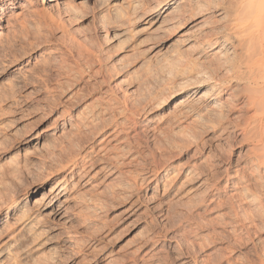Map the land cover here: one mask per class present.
<instances>
[{"label": "clouds", "instance_id": "9594fccd", "mask_svg": "<svg viewBox=\"0 0 264 264\" xmlns=\"http://www.w3.org/2000/svg\"><path fill=\"white\" fill-rule=\"evenodd\" d=\"M50 3L58 10L28 0L23 19L0 35L12 60L42 49L36 65L0 81V264H97L126 234L108 239L127 219L109 214L126 204L143 227L104 264H264V0H172L155 30L137 25L169 0ZM82 20L87 32L74 27ZM78 33L95 53L77 58L85 74L97 58L131 53L117 66L125 84L103 92L62 137L25 149L27 95L60 80L41 118L71 113L65 94L76 73L66 65L77 67L69 50ZM189 149L199 158L188 179L173 189L180 169L148 195L150 180Z\"/></svg>", "mask_w": 264, "mask_h": 264}, {"label": "rangeland", "instance_id": "374dc122", "mask_svg": "<svg viewBox=\"0 0 264 264\" xmlns=\"http://www.w3.org/2000/svg\"><path fill=\"white\" fill-rule=\"evenodd\" d=\"M20 3L22 6L19 9H15L12 12L10 10H6V12L12 15L9 21H7L8 23H4V26L6 24L10 26V28L8 27V33L12 32L14 25L22 20L27 12V2L21 1ZM40 3L41 11H50L53 7L57 10L59 8L58 3H50L47 9L44 7L45 0H40ZM174 6L175 3H172V0H169L168 4L161 6L159 9L146 16L145 19L137 25V29L149 28L150 30H154L159 26L165 14L171 12ZM0 7H3V5H0ZM167 19L168 18H165L164 21H167ZM154 21H159V23H157L154 27H151L153 26L152 23ZM165 23L166 22L162 24L165 25ZM74 27L80 29L82 32H87L90 25L88 21L82 20L80 24L75 25ZM183 30L184 29H182V31ZM109 35L112 36L115 35V33H110ZM80 39H82V36L78 33L75 44L71 45L69 50V57L77 67L73 68L72 64L66 65L67 73H76V76L71 78V84L68 85L70 90L65 94V100L71 97L74 101L71 113L68 116H64L63 110H59L53 115L48 116L46 119L41 118L45 111V107H52L57 103L56 89L64 87L63 82L60 80H56L53 87L45 85L42 91L38 89V94L35 95L34 99L31 94L27 95L26 101L28 104L32 105V107L29 109L27 119L22 120L20 125H18L24 133V139L21 141V146L25 149H27L30 145L32 150H35L37 147H43L49 138L62 137L66 130L65 125L67 124L68 128H71L73 126L72 120H80L86 114L89 107L93 106L94 102L97 101L103 92L119 90L125 84L127 78L123 72L117 71V66L126 62L127 58L131 56V53L127 49L122 52H116V55L112 56L111 60H108L107 63L103 62L102 57L97 58L95 69L91 71L90 75L85 74V72L80 71L82 65L80 60L77 58L95 56V53L81 44ZM138 39H142V37H138ZM170 39L171 37H169V40ZM167 42V40L161 41V43ZM117 44H119V41L114 40L113 45H109V47L112 48ZM41 52V48H35L23 57L15 60L11 59L13 55L12 53L0 52V56L8 57L3 64H0V67L3 68L2 73H0V81L6 82V80L11 76L20 72H25L29 67L36 65L37 62L42 59L40 55ZM83 67H87V65H83ZM29 92L31 93V89H29ZM163 110L164 109H160V111ZM57 117L62 118L58 120ZM25 124L28 126L27 129L24 128ZM110 131L111 129H108L106 132L101 133V135L93 142L94 145H99L100 140H102ZM95 150L99 151V147H96ZM198 158L199 154L196 150L189 149L184 154L172 160L170 164L162 168L156 174L154 180H150L146 189L147 194L151 195L152 192L156 190L157 185L163 189L165 183L167 182L163 180L164 173L169 172L175 175L178 170L183 169V171H180L179 176L172 185L173 189H179L181 184L188 179V167L194 166ZM81 170L82 167L75 169L77 176H79ZM58 175H62V173H58ZM54 180L55 177H52L51 179L45 181L49 191L54 186ZM36 187L37 189H42L44 185H37ZM33 195H35V192H33ZM36 199H39V197H36ZM128 208L129 205H122L119 208L113 209L109 214V219L118 217L121 213L127 216V219H125L122 224L117 225V227L109 234L108 239L111 240L113 237L120 235L122 230H126V234L123 235L122 239H118L108 252H119L121 248L125 247L136 237L137 233L143 227V224H135L133 226L134 221L136 220V215L130 214L128 212ZM108 252H105L103 256L98 258L97 264H104V256H107ZM79 259L80 258L78 257L77 260Z\"/></svg>", "mask_w": 264, "mask_h": 264}, {"label": "bare ground", "instance_id": "6f19581e", "mask_svg": "<svg viewBox=\"0 0 264 264\" xmlns=\"http://www.w3.org/2000/svg\"><path fill=\"white\" fill-rule=\"evenodd\" d=\"M28 2V0H17V3H16V5H15V8H12V7H10L9 6V4H8V0L6 1V0H0V5L2 6L3 5V7H0V9H4V11H2V12H0V29H1V31H0V35H3V36H7V34H9L8 32H9V28H10V26H8L7 24L4 26V23H8L7 21H9V19L11 18V14H9L8 12H6V10H10L11 12L13 11V10H15V9H19L21 6H22V4L20 3V2ZM77 2H79L78 0H77ZM59 5V4H58ZM176 7V4H175V6L172 8V9H174ZM169 9V8H168ZM173 12V10L171 11V12H168L167 14H165V16L163 17V19H162V21H161V23L159 24V26L157 27V28H155V29H158V28H160V26L161 25H163L162 23H164V22H166V21H164L165 20V18H168L170 15H171V13ZM164 21V22H163ZM157 23H159V21H154L153 23H152V25L153 26H151V27H154ZM9 27V28H8ZM154 29V30H155ZM171 175H173V173L171 174V173H164L163 174V180L164 181H168L169 180V178H170V176ZM175 181H176V179H175ZM51 191V190H50ZM35 202V201H34ZM59 210V205H57V211ZM7 219V217H5V220Z\"/></svg>", "mask_w": 264, "mask_h": 264}]
</instances>
